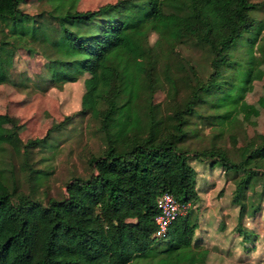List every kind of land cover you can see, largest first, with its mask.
I'll return each instance as SVG.
<instances>
[{
  "label": "trees",
  "instance_id": "1",
  "mask_svg": "<svg viewBox=\"0 0 264 264\" xmlns=\"http://www.w3.org/2000/svg\"><path fill=\"white\" fill-rule=\"evenodd\" d=\"M43 1L49 7L42 12L55 22L52 36L41 11L28 14L19 0H0V83L26 86V78L10 77L12 51L22 46L33 52L30 43L41 47V90L81 79L74 114L96 122L102 148L87 159V176L71 177L62 196L44 203L16 191L0 159V264L201 262L206 251L194 248L197 224L189 223L188 213L171 220L163 236L153 235L155 199L167 192L178 202L194 201L190 161H204L229 174L240 219L245 204L239 190L255 173L264 177V139L236 159L218 146L191 154L178 146L200 137V127L215 128L216 138L233 124L230 116L251 73L264 64V17L252 16L264 12V1L113 0L84 10L76 8L78 0ZM151 32L156 38L148 43ZM190 44L208 56L205 78L180 52ZM156 91L163 92L161 100ZM202 102L207 113L195 108ZM70 118L21 141L20 124L0 113V154L6 147L22 155L55 147L49 133ZM189 121L195 127L188 129ZM26 175L39 184L46 172L27 167Z\"/></svg>",
  "mask_w": 264,
  "mask_h": 264
},
{
  "label": "rangeland",
  "instance_id": "2",
  "mask_svg": "<svg viewBox=\"0 0 264 264\" xmlns=\"http://www.w3.org/2000/svg\"><path fill=\"white\" fill-rule=\"evenodd\" d=\"M112 1L78 0L76 8L93 9ZM18 7L34 15L48 9L49 5L43 0H19ZM253 15L260 19L264 17V12L252 11ZM39 18L45 21L48 35H54V20L46 18L44 12ZM155 38L154 33H149L148 43H152ZM30 45L34 47L33 52H27L22 46L12 51L10 77L14 81L26 78V86L13 87L9 83H0V113L12 116L20 124L18 137L21 141L42 136L65 115H69L71 121L62 129L49 133V140L55 147H35L26 155L6 147L0 159L15 190L28 193L44 203L48 197L62 196L65 182L71 177H85L89 174L87 159L100 152L102 138L95 121L74 114L79 108L81 79L56 83L41 90L44 55L41 47L34 43ZM180 52L190 57L199 76H207L210 68L206 52L198 46L194 48L192 44L185 45ZM233 54L241 56V52ZM155 95L157 100L163 98L161 91H156ZM208 95L206 99L210 100L211 96ZM199 104L196 110L207 113L206 103ZM230 119H233V124L227 126L220 136L212 138L215 128L200 127V137L184 138L178 142V146L188 154L211 145L218 146L228 150L227 154L236 159L243 157L253 146L259 145L264 139V64L257 66L251 73L243 98ZM199 120L190 116V121L195 124ZM190 121L188 129L195 127ZM190 165L195 171L197 197L194 201H188L185 213H188L189 223L197 224L193 236V240L197 241L194 248L206 251L203 260L195 264H264V177L255 173L248 184L239 190L238 199L244 202L245 208L240 219H237L238 203L234 200L236 188L233 181L228 179L229 174H223L221 166L210 167L204 161L191 160ZM27 167L46 172L39 184L27 179ZM130 264L145 263L132 261Z\"/></svg>",
  "mask_w": 264,
  "mask_h": 264
},
{
  "label": "built area",
  "instance_id": "3",
  "mask_svg": "<svg viewBox=\"0 0 264 264\" xmlns=\"http://www.w3.org/2000/svg\"><path fill=\"white\" fill-rule=\"evenodd\" d=\"M155 205L158 212L154 216L155 228L153 235L156 237L163 236L170 221L177 215L184 214L189 206L188 202H178L167 192H163L156 197Z\"/></svg>",
  "mask_w": 264,
  "mask_h": 264
}]
</instances>
